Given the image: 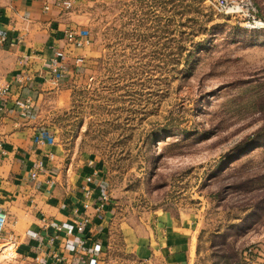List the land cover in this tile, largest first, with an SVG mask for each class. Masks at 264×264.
Here are the masks:
<instances>
[{"label": "rangeland", "instance_id": "1", "mask_svg": "<svg viewBox=\"0 0 264 264\" xmlns=\"http://www.w3.org/2000/svg\"><path fill=\"white\" fill-rule=\"evenodd\" d=\"M72 2L90 45L42 133L102 164L120 219L182 223L196 264H264V29L215 0Z\"/></svg>", "mask_w": 264, "mask_h": 264}, {"label": "crops", "instance_id": "2", "mask_svg": "<svg viewBox=\"0 0 264 264\" xmlns=\"http://www.w3.org/2000/svg\"><path fill=\"white\" fill-rule=\"evenodd\" d=\"M59 1L0 0V37L18 42L15 47L0 45V81L13 83L7 110L0 112V143L8 151L7 157L0 160V209L9 215L7 233L16 236V245L0 244L5 255L0 264H89L95 244H101L103 249L96 254L99 264H196L197 250L182 223L163 215L156 224V228L166 229L163 234L154 232L152 226L143 225L142 229L120 219L113 198L104 212L93 218L84 235L68 237L51 227L55 223H75L83 212L84 176L93 172L90 160L95 161L99 173L93 185L97 194L102 189L108 191L107 177L96 158L71 161L55 128L42 133L51 114L67 105L69 77L76 69L71 65L61 85H54L46 73L54 50L63 49L71 59L86 61L80 56L82 48L65 39L66 32L74 26V17L59 7ZM24 73L34 77L26 87L15 82ZM27 99L33 107L27 109V116L21 117L20 104ZM46 134L50 136L48 144H37ZM47 152L55 155L53 161L46 158ZM39 160L45 162L47 170L33 181L29 173ZM49 179L54 180L53 186L47 184ZM43 219L49 226H45ZM28 231L35 232L37 237H29ZM115 238L121 242V248L113 250ZM71 242H83L84 250H65V244ZM113 255L121 260H113Z\"/></svg>", "mask_w": 264, "mask_h": 264}, {"label": "built area", "instance_id": "3", "mask_svg": "<svg viewBox=\"0 0 264 264\" xmlns=\"http://www.w3.org/2000/svg\"><path fill=\"white\" fill-rule=\"evenodd\" d=\"M216 8L222 14H239L244 13L248 18V26L254 30H263L264 29V20L258 15V11L252 0H215ZM59 7L63 10L69 11L72 6V0H60L58 3ZM46 10L49 9L48 6L45 7ZM65 39L69 44L76 48H84L90 45V41L84 39L77 35L74 31H67L65 34ZM18 43V42H17ZM16 42H8L6 36L0 37V45L4 46L8 44L10 47H15ZM78 67L84 64L82 58L71 59L69 55L63 49H55L53 56L49 59L46 66V73L50 77L52 83L56 86L61 85L65 80L70 65ZM34 77L28 73L21 74L15 78V82L19 85L26 87L27 84L32 83ZM13 83L0 81V112L7 110V106L12 94ZM23 110L20 111L21 117L27 116V109L33 107V102L30 99H27L25 102L21 103ZM21 108V107H20ZM47 143L44 137H40L37 140V144L45 146ZM8 151L0 143V160H3L7 157ZM46 158L50 161L55 159V155L51 152H47ZM95 161L90 160L89 166L92 167L93 172L86 174L84 176V185L82 187V201L81 205L83 212H80L78 219L75 223L62 222L52 224V228L57 233L64 232L66 236L73 237L75 235H84L88 227L92 224L93 218L101 213L110 205L112 197L109 191L102 189L97 194V189L93 186L96 180L98 173L97 168L95 167ZM46 164L43 160H39L35 163L33 170L29 173V178L33 181L39 179L42 174L46 173ZM49 186L55 184L53 179L47 181ZM8 213L4 209H0V244L8 242L10 245H16V236L13 233H7L6 227L8 223ZM45 226H49L46 219H43ZM31 238H36L37 234L33 231H28L27 234ZM65 250L69 252H82L84 250V243H66ZM92 254L89 264H99V259L96 254H101L103 252L101 244H95L92 249Z\"/></svg>", "mask_w": 264, "mask_h": 264}]
</instances>
